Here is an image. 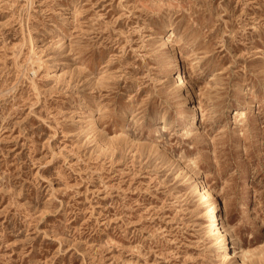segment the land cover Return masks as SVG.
Listing matches in <instances>:
<instances>
[{
	"label": "rangeland",
	"instance_id": "374dc122",
	"mask_svg": "<svg viewBox=\"0 0 264 264\" xmlns=\"http://www.w3.org/2000/svg\"><path fill=\"white\" fill-rule=\"evenodd\" d=\"M0 264H264V0H0Z\"/></svg>",
	"mask_w": 264,
	"mask_h": 264
},
{
	"label": "bare ground",
	"instance_id": "6f19581e",
	"mask_svg": "<svg viewBox=\"0 0 264 264\" xmlns=\"http://www.w3.org/2000/svg\"><path fill=\"white\" fill-rule=\"evenodd\" d=\"M77 13V12H76ZM79 13V12H78ZM21 19V18H20ZM23 22V21H22ZM21 22V23H22ZM26 25V24H25ZM24 27V26H23ZM27 27V26H26ZM61 28V27H60ZM154 28V27H153ZM24 29V28H23ZM170 30V29H169ZM28 31V29H27ZM46 31V30H45ZM56 32H61V29L57 30V31H50V37H58L60 36V34H57L55 35ZM171 32V31H170ZM25 37V36H24ZM32 38V37H31ZM35 39V38H34ZM32 47V46H31ZM21 53V52H20ZM42 53V52H41ZM40 53V54H41ZM31 55V54H30ZM29 55V56H30ZM18 57V56H17ZM16 57V58H17ZM28 60H30L28 58ZM27 63V62H26ZM44 63V62H42ZM46 63V66L44 67V70H47L49 73V71H51V68H52V63L50 60H48ZM39 64V63H38ZM36 65V64H35ZM31 66V65H30ZM29 66V67H30ZM43 66V65H42ZM23 68H25L23 66ZM32 69V67H30ZM29 68V69H30ZM30 69V70H31ZM37 69V68H36ZM39 69V68H38ZM34 71V69H32ZM20 71V70H19ZM17 73V72H15ZM20 73V72H19ZM25 74V73H24ZM23 74V75H24ZM35 74V73H34ZM50 75V74H49ZM56 75V74H55ZM25 77V75H24ZM178 76H176L177 78ZM19 79V78H18ZM17 79V80H18ZM33 83V81H31ZM180 84V83H179ZM35 86V85H34ZM35 88H37V85L35 86ZM80 95V94H79ZM39 98V97H38ZM72 105V104H71ZM189 106V104H188ZM250 106V105H249ZM192 107V106H191ZM189 106V108H191ZM236 108V107H235ZM243 108V107H242ZM84 110V109H83ZM124 110V109H123ZM89 111V110H88ZM96 111V110H95ZM98 111V110H97ZM189 111V110H187ZM195 114V113H194ZM140 117V116H139ZM95 118V115L94 113H91L89 116H88V119L87 120H94ZM126 125V124H125ZM101 128V127H100ZM126 135V134H125ZM193 164V163H192ZM185 170V169H184ZM183 171V170H182ZM195 179L197 180V182L199 183V188H200V192H201V195L203 197V199L205 200V212H206V216L207 218L211 221L212 223V229H213V234L219 238V246H220V249L222 250H225V248L227 246H229V240H228V237H227V233H226V223L223 222L222 218L220 217V212H219V206H220V202L218 200V197L216 196L212 186L207 182V180H205L203 178V173L200 171V170H196L195 171ZM250 179V178H249ZM245 184H247V178H245ZM6 187V186H5ZM11 187V186H10ZM247 197V196H246ZM247 199V198H246ZM21 202V201H20ZM244 247V246H243ZM187 252V251H186ZM238 252L239 250H237L236 246L234 245L233 246V253L230 254V258L232 257H236L238 256ZM228 254V252L226 253V255ZM216 255V254H214ZM222 255V254H221ZM193 256V255H192ZM212 262V261H211Z\"/></svg>",
	"mask_w": 264,
	"mask_h": 264
}]
</instances>
